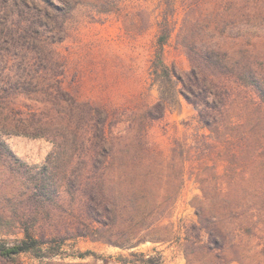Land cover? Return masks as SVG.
Wrapping results in <instances>:
<instances>
[{
    "label": "trees",
    "instance_id": "1",
    "mask_svg": "<svg viewBox=\"0 0 264 264\" xmlns=\"http://www.w3.org/2000/svg\"><path fill=\"white\" fill-rule=\"evenodd\" d=\"M82 4L122 14L117 0H0V236H17L0 239V264L22 255L163 264L160 254L63 253L78 239L123 251L173 242L164 222L191 158L201 195L190 202L196 220L182 227L186 264H264V0H158L150 76L159 96L135 109L102 108L65 88L56 45ZM173 41L189 61L184 73L166 62ZM183 102L205 133L188 148L175 140L167 155L150 128ZM13 135L50 141L44 165L20 160L4 140Z\"/></svg>",
    "mask_w": 264,
    "mask_h": 264
},
{
    "label": "rangeland",
    "instance_id": "2",
    "mask_svg": "<svg viewBox=\"0 0 264 264\" xmlns=\"http://www.w3.org/2000/svg\"><path fill=\"white\" fill-rule=\"evenodd\" d=\"M117 6L122 14H98L89 5L78 6L67 21L66 39L57 44L56 48L66 64L64 86L73 95L91 100L102 108L135 109L142 107L143 104L154 103L159 96L157 89L152 87L150 76L157 36L155 24L151 25V13L154 11L157 15L158 0H117ZM124 15L130 16L127 20L128 28L124 24ZM152 17L154 22L155 17ZM182 17L180 10L177 16L178 24ZM138 26L142 27L141 32H137ZM166 62L178 73L190 69L186 55L176 48L174 41L166 48ZM172 109L164 121L152 125L149 133L150 140L167 155L171 154L175 140L179 139L188 148L195 142L197 134L205 133L196 121V112L192 106L183 102L181 111ZM4 140L14 154L30 166L44 165L53 150V144L46 139L13 135L6 136ZM193 150L194 147L192 153ZM217 152L213 150L211 164L218 158ZM195 156L192 154V157ZM189 165L193 170H189ZM186 166L188 173L182 198L175 208L173 218L164 222L166 225L173 223L175 226L176 236L173 242L165 244L146 242L130 251H123L101 242L78 239L67 242L64 248L67 253L64 252L63 255H79L91 251L97 255L118 259L119 256L128 257L132 252H137L160 254L163 264H186L180 242L182 227L184 223L189 224L196 220L190 202L201 195L200 185L196 179L197 169L200 167L197 158L189 159ZM223 169V165L218 166L220 172ZM189 173L193 175L190 176ZM16 237L0 236V239ZM16 261L21 264H46L50 260H38L29 255H22L16 258ZM52 261L92 264L94 258L90 256L82 260L58 256Z\"/></svg>",
    "mask_w": 264,
    "mask_h": 264
}]
</instances>
